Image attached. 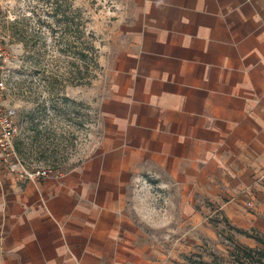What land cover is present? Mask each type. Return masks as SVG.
<instances>
[{
	"label": "crops",
	"instance_id": "crops-1",
	"mask_svg": "<svg viewBox=\"0 0 264 264\" xmlns=\"http://www.w3.org/2000/svg\"><path fill=\"white\" fill-rule=\"evenodd\" d=\"M133 3L94 155L37 182L0 169V264H155L125 206L145 173L264 228V0Z\"/></svg>",
	"mask_w": 264,
	"mask_h": 264
},
{
	"label": "rangeland",
	"instance_id": "rangeland-1",
	"mask_svg": "<svg viewBox=\"0 0 264 264\" xmlns=\"http://www.w3.org/2000/svg\"><path fill=\"white\" fill-rule=\"evenodd\" d=\"M57 5L75 13L81 25L87 22L95 35L100 68L90 84L67 79L72 73L77 83L85 70L78 56L64 52L70 37L59 22L64 18L53 16ZM134 10L133 0H0L9 71L6 105L17 110L21 134L15 147L28 169L66 172L94 155L107 126L103 105L116 76L123 40L118 33H126ZM56 74L65 80L53 82ZM191 194L167 175L145 173L125 199L136 235L155 264L228 263L233 242L260 247L237 232L223 203ZM256 231L264 235V228Z\"/></svg>",
	"mask_w": 264,
	"mask_h": 264
},
{
	"label": "trees",
	"instance_id": "trees-1",
	"mask_svg": "<svg viewBox=\"0 0 264 264\" xmlns=\"http://www.w3.org/2000/svg\"><path fill=\"white\" fill-rule=\"evenodd\" d=\"M60 8L59 5L55 8L53 12V16L61 15L64 18L63 22L67 27V33L70 38H68V42L65 44L68 47V50L64 52L69 54V56L77 57L84 63V72L80 73V80L77 83H74L77 78L72 76L71 78H67L71 80V84H90L91 81L95 78L94 71L100 68L99 62V49L96 46V38L94 33L89 29L88 23L80 24L77 19L75 13L70 11V9L65 12ZM70 12V13H68ZM48 16H51L49 13ZM82 26V27H81ZM80 41L81 48H77L76 41ZM72 66L76 64L74 62L71 63ZM63 75L56 74L53 77V82L59 84L63 81ZM65 80V79H64ZM70 82V81H69ZM238 233L248 237L255 239L260 247L250 248L246 245L233 242L231 250L229 251V262L224 263L222 261L215 260L211 264H264V235L256 233V230H252V233L247 230L236 228ZM197 264H207L203 261H200Z\"/></svg>",
	"mask_w": 264,
	"mask_h": 264
},
{
	"label": "built area",
	"instance_id": "built-area-1",
	"mask_svg": "<svg viewBox=\"0 0 264 264\" xmlns=\"http://www.w3.org/2000/svg\"><path fill=\"white\" fill-rule=\"evenodd\" d=\"M7 62L6 43L0 33V169L4 167L21 179L37 182L48 178L51 171L28 169L16 151L15 142L21 134V128L17 121V110L6 105L9 72Z\"/></svg>",
	"mask_w": 264,
	"mask_h": 264
}]
</instances>
